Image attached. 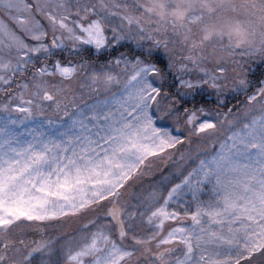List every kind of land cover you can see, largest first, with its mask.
<instances>
[{
    "label": "snow or ice",
    "instance_id": "obj_1",
    "mask_svg": "<svg viewBox=\"0 0 264 264\" xmlns=\"http://www.w3.org/2000/svg\"><path fill=\"white\" fill-rule=\"evenodd\" d=\"M0 264H264V0H0Z\"/></svg>",
    "mask_w": 264,
    "mask_h": 264
}]
</instances>
